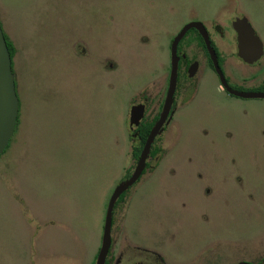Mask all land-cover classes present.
Segmentation results:
<instances>
[{"label": "rangeland", "instance_id": "1", "mask_svg": "<svg viewBox=\"0 0 264 264\" xmlns=\"http://www.w3.org/2000/svg\"><path fill=\"white\" fill-rule=\"evenodd\" d=\"M241 14L264 43V0H0L19 98L0 155V264H91L109 197L136 164L129 111L145 98V117L158 113L173 35ZM217 84L208 69L178 97L157 159L118 212L132 239L159 242L173 263L260 264L264 99Z\"/></svg>", "mask_w": 264, "mask_h": 264}, {"label": "flooded vegetation", "instance_id": "2", "mask_svg": "<svg viewBox=\"0 0 264 264\" xmlns=\"http://www.w3.org/2000/svg\"><path fill=\"white\" fill-rule=\"evenodd\" d=\"M242 18H245L247 20V22L252 27L254 33L258 36L259 40L261 41V38L258 35L259 31L255 29L253 22L250 20L248 16H246L245 14L244 15L241 14V16L238 17L236 16L232 18L229 24H226V22L220 18L215 19L210 24H206L205 22L197 21V20H191L189 22H185L179 27L177 32L173 35L169 46H171L173 38L184 28L186 24L190 22H201L205 28V31L208 34L211 47L215 51V56L219 68L223 73L227 85L232 90H236L240 92H264V43L261 41L262 53L252 61H247L242 57H240L238 54L239 51L238 30L235 27V23ZM226 25H230V26L226 27ZM199 31L200 30L195 27L189 28L188 30H186V33L179 40L177 44V54L179 56V61H178V69H177L178 74H177L176 89L174 92L173 103L171 106V111L173 113L171 118H169L168 121L164 124L163 129L167 128L172 120L178 97L181 94H186V90L191 91L193 86L199 87L201 84L202 77L208 69H210L213 72V74L217 79L218 84L216 86V89L219 92L225 94L227 97L236 98L240 100L264 99V97H253V98L240 97L227 91V89L222 85L220 81V78L214 68L213 61L210 57V54L207 50V47ZM227 36H229L233 41L232 48H230L228 44L225 42V38ZM170 67H171V57L169 63V70L166 75V78L164 79V81L167 82L166 84L167 89L169 84ZM191 67L192 68L194 67V71L192 74H191L192 72ZM152 84L157 85V90H160V88L163 87L164 85L163 82H153L151 83V85ZM167 89L166 92L164 91L162 98H156L155 101L159 99L156 105L158 109V113L153 114V117L150 120L147 119L145 116L146 113L150 109H152L154 105L153 106L148 105L145 98H143L144 103L141 102V100L140 102L137 103V104H141L144 109L143 117L140 123L137 125L136 129L132 131L134 134L136 133L137 135L136 138L139 141L140 138L137 131L138 127L141 124H146V123L154 124L156 122L162 110ZM157 90H154L152 92L153 94L149 92V95L152 94L150 95L151 97L156 96ZM129 118H130V111H129ZM129 126H130V121H129ZM154 144L155 146H157L156 139L154 141ZM157 147L159 148V152L156 154L155 157H153V159H157L158 154L161 151V148L159 146ZM148 158L150 157L148 156ZM148 158L146 161V166L141 176L132 186L126 189L119 196V198L117 199L114 205L112 211L111 229H110L111 244L108 249L104 264H113L114 263L113 259L116 258H117L116 264H177L176 262L173 263L169 260V254L167 251L166 253L162 250L161 251L159 250V248L155 245L159 242L155 241V243H152L151 241L154 240L148 238L146 240V237L145 238L134 237L135 239H132L131 235L129 234V231L126 230V226H127L126 223L127 220H129V216L127 217L128 213H125L126 210L124 209V206H121L123 207V210L118 212L119 210L118 207L120 206V204L126 201V197L133 192V189L136 186V184L140 182L141 177L144 175L146 170L149 169L150 163L148 161ZM131 174L132 171L130 173H127L128 178L130 177ZM132 195H134V192L130 195V197ZM117 217L119 224L115 226ZM116 227L117 229L115 230ZM99 250L96 252L94 256V260H92L91 264H95ZM261 257H263V259H262V263L260 264H264V254H261ZM237 264H252V263L246 261H239Z\"/></svg>", "mask_w": 264, "mask_h": 264}, {"label": "water", "instance_id": "3", "mask_svg": "<svg viewBox=\"0 0 264 264\" xmlns=\"http://www.w3.org/2000/svg\"><path fill=\"white\" fill-rule=\"evenodd\" d=\"M192 27H195L200 30L199 33L201 34L202 39L204 40V43L213 61L214 68L220 78L222 85L227 89L228 92L246 98L264 97V92H240L232 90L227 85L223 73L219 68L215 56V51L211 47L208 34L205 31L203 24L201 22H190L186 24L184 28L173 38L170 46L171 67L169 74V84L159 118L156 120V122L150 129L144 141L132 174L129 178L122 180L113 189L109 197L104 217L102 242L95 264H104L105 262L106 255L111 244L110 229L112 211L117 199L141 176L146 166V161L155 138L162 132L164 124L172 116L173 112L171 111V106L173 103V96L176 89L178 74L177 69L179 61V56L177 54V44L186 33V30ZM235 27L238 30L239 56L247 61H252L256 59L262 53V43L259 40L258 36L254 33L252 27L245 18L239 19L235 23ZM191 70L192 74L194 71V67ZM143 110V106L141 104H137L130 111L129 127L131 131H134L137 125L140 123L143 117ZM18 114L19 98L16 89L15 75L12 67V58L7 47L4 31L2 30V27L0 25V155L4 152L11 137L14 134Z\"/></svg>", "mask_w": 264, "mask_h": 264}, {"label": "trees", "instance_id": "4", "mask_svg": "<svg viewBox=\"0 0 264 264\" xmlns=\"http://www.w3.org/2000/svg\"><path fill=\"white\" fill-rule=\"evenodd\" d=\"M4 36H5V39H6V43H7V47H8V50H9V53H10V56L12 58V67H13V58H14V55H15V52H16V48L13 44V42L10 40V38L4 33ZM13 72H14V69H13ZM16 82V80H15ZM16 89H17V82H16ZM18 121H19V114H18V117H17V121H16V125H15V131L14 133L16 132L17 130V126H18ZM154 124H151V123H146V124H141L139 127H138V135H139V138H140V141H139V146H136V147H133L132 148V157L135 161H137L139 155H140V151L142 149V146L144 144V141L150 131V129L152 128ZM12 138V137H11ZM11 141V139H10ZM10 141L7 145V147L9 146L10 144ZM155 141V140H154ZM159 152V148L157 146H155V144L153 143L152 144V147L150 149V152H149V157L150 158H153L156 156V154ZM134 169V168H133ZM128 173H130V171H128Z\"/></svg>", "mask_w": 264, "mask_h": 264}, {"label": "crops", "instance_id": "5", "mask_svg": "<svg viewBox=\"0 0 264 264\" xmlns=\"http://www.w3.org/2000/svg\"><path fill=\"white\" fill-rule=\"evenodd\" d=\"M10 38V40L13 42L14 46H15V43H14V40L12 38V36H8Z\"/></svg>", "mask_w": 264, "mask_h": 264}]
</instances>
